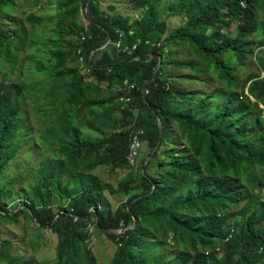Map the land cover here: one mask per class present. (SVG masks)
Instances as JSON below:
<instances>
[{"label": "trees", "instance_id": "obj_1", "mask_svg": "<svg viewBox=\"0 0 264 264\" xmlns=\"http://www.w3.org/2000/svg\"><path fill=\"white\" fill-rule=\"evenodd\" d=\"M16 1L0 0V11ZM95 4L96 0L58 2L57 27L78 39L51 41L55 48L49 57L54 62L44 82L51 119H44L41 138L54 157L42 163L29 193L17 194L22 206L6 208L14 178L0 185V216L17 221L25 214L38 227L57 233L56 253L62 264H96L87 246L90 227L115 242L111 264H139L130 250L150 238V230L170 233L182 244L179 264H264V136L260 133L264 129V78L245 79L242 100L228 94L221 103L222 91L206 96L202 90L211 78H216L221 90L236 89L234 62L244 65L250 46L246 41L262 37L264 22L257 15L264 0H180L168 10L184 13L187 22L169 33L154 1L127 0L133 11L142 12L140 19L105 15L101 5ZM83 12L84 26L80 25ZM28 21L41 25L43 20L30 14ZM234 23L236 36H225L223 30ZM19 35L18 29L0 22V52L7 57L13 49L19 52L14 43ZM161 39L187 44L195 60L172 65L190 70L194 77L187 83L200 88L189 92L172 82L173 76L164 73L168 63L163 58L152 80L157 58L148 59L152 54L164 56ZM146 40L160 46L145 45ZM107 42L90 66L91 53ZM259 47H264V38ZM80 49L85 70L80 65ZM255 60L264 75V51ZM206 74L211 78L201 80ZM125 80L136 85L129 104L120 102ZM23 90L24 84L0 83V179L16 153L11 139L22 121ZM78 114L82 117L75 122ZM157 119L164 128L161 139ZM83 126L97 137H85ZM173 126L180 131L179 140L169 142L166 133ZM136 128L144 131L143 154L138 170L130 172L127 155ZM250 135L257 136V145L245 143ZM157 144L145 168L147 178H143V163ZM101 166L130 173L115 187L94 174ZM261 169L263 177L258 180ZM106 191L126 201L113 209ZM53 194L66 200L64 206L54 204ZM135 221V227L121 235L102 231L129 227ZM10 243L9 238H0V264H16L19 259L6 251Z\"/></svg>", "mask_w": 264, "mask_h": 264}, {"label": "rangeland", "instance_id": "obj_2", "mask_svg": "<svg viewBox=\"0 0 264 264\" xmlns=\"http://www.w3.org/2000/svg\"><path fill=\"white\" fill-rule=\"evenodd\" d=\"M150 1H154L157 5L156 9L159 13V19L166 25L165 33L176 30L187 22V17L184 13L174 14L168 10L169 5H177L180 0ZM58 2L59 0H18L14 6L0 11V22L7 28H15L20 31L19 40L14 42L15 47L20 51L16 52L13 49L8 57L4 54V51L0 52V83L24 84L23 104L20 114L22 121L19 124V130L14 133L11 139V147L16 150V153L0 179V185L13 178L16 180L15 188L9 194L11 200L8 202L9 205L6 206L7 210H12L17 205L22 206V200L17 194L20 191L29 193L30 185L39 176L42 163L45 159L54 157L41 138L45 128L44 119H51L48 116L50 113V109H48L50 98L46 96V85H44V82L50 78V68L54 62L49 57V51L55 48L51 41L73 42L78 39L75 34H67L64 27L61 28V31L57 27ZM96 2V6L103 5L101 0H96ZM124 2L127 4V0H124ZM141 13V11H138V14ZM30 14L40 17L43 20L41 25L29 22L28 16ZM84 14L83 12V15L80 16V25L82 26L86 25ZM257 19L264 22V7L257 15ZM223 33L225 36L233 38L237 34V25L235 23L232 24L229 28H225ZM262 38H264V32L261 38L253 36L246 41L250 46L245 51L244 65L240 66L238 61L235 60L236 89L224 87V90H221L220 83L216 78H211L209 74L200 77L201 80L211 78L210 84H207L208 86L205 84V88H202L206 96H210L211 93L217 90L224 93L221 103L225 102L228 94L237 95L239 100H242L244 80L248 77L259 76L260 79L264 78L255 60V57L261 51H264V47H259V42ZM20 41L22 43H19ZM161 42L164 44L163 60L168 63L163 66V70L168 67V71L166 70L164 73L166 75L170 73L169 76H176L181 87L188 89L189 92L193 91L192 89H197V87L200 88L199 85H189L187 83L188 78L194 77L190 70L176 69L172 65L173 62L195 60L187 44L166 43L164 39H161ZM244 94H247L246 89ZM104 95L107 96L108 94L105 93ZM249 99L255 102L254 99ZM196 101H199V99ZM261 108L264 109V106ZM77 116L74 120L75 122L79 117H82L79 114ZM256 118L254 114V120ZM82 132L85 137H97V134L86 126L82 127ZM260 133L264 136V129ZM179 134V129L173 126L171 133H169V130L166 133L167 140L169 142L178 141ZM184 143V141L180 142V145ZM245 143L257 145L259 140L256 135H250ZM56 155L58 156L59 154L57 153ZM128 169L130 172H134L129 167ZM130 172L122 169L116 172L111 166H101L94 171V174L98 175L104 182H111L112 186L116 187ZM257 173L258 180H260L263 177L262 169L258 170ZM105 195L113 209L126 201L125 198L111 196L107 191ZM53 202L56 206H64L66 200L57 194H53ZM89 232L91 238L87 246L96 259V264H111L116 251L115 242L93 227L89 229ZM150 236L140 246L130 250V254L139 264H154L155 261L179 264V253L184 249L179 241L175 240L167 232L156 233L150 230ZM0 238L1 240L3 238L10 239L11 243L6 245V251L11 257L19 258L16 264H62L58 260L56 253L57 233L38 227L25 214H22L17 221L7 220L0 216ZM201 251L205 252L206 250Z\"/></svg>", "mask_w": 264, "mask_h": 264}, {"label": "built area", "instance_id": "obj_3", "mask_svg": "<svg viewBox=\"0 0 264 264\" xmlns=\"http://www.w3.org/2000/svg\"><path fill=\"white\" fill-rule=\"evenodd\" d=\"M240 5L242 8L244 7V3H241ZM85 40H86V36L83 34L81 41L84 42ZM144 44L155 46V47L160 46V43H154L153 41H150V40H146ZM117 46L120 47V43H117ZM135 49H136V46H133L132 50H135ZM78 55L80 57L81 68L85 70L83 67L84 59L81 56V49L78 51ZM135 89H136L135 84L129 83L127 80H125L122 86V90L125 92V94L121 96L120 102L124 104H129L131 102V98L129 94ZM143 134H144V131L142 128H136L131 134L129 153L127 155V166L133 171H137L139 167V162L141 159V151L143 149V143H142ZM261 203L264 205V188L261 193ZM231 237H232V234L227 237L226 241H229ZM208 254L209 252H207V255Z\"/></svg>", "mask_w": 264, "mask_h": 264}, {"label": "water", "instance_id": "obj_4", "mask_svg": "<svg viewBox=\"0 0 264 264\" xmlns=\"http://www.w3.org/2000/svg\"><path fill=\"white\" fill-rule=\"evenodd\" d=\"M88 5H89V4H87V7H88ZM108 45H109V42L105 43L104 45H102L101 47L97 48L95 51H93V52L91 53V55L89 56V65H90V66H92V62H93V58H94L95 54H96L98 51L105 49ZM153 58H157V64H156V66H155V68H154V70H153L152 80L155 78V75H156L158 69H159L160 66H161V59H162V57H161L160 55H154V54H152V55L149 56L148 61L152 60ZM136 60H140V58H136ZM145 93H146V91H145ZM157 128H158V133H159V139H161V138H162V134H163V130H164V128H163L162 123L160 122L159 119H157ZM158 144H159V142H158ZM158 144H157V146H155V147L153 148V150L151 151L149 157H148V158L144 161V163H143V167H142V170H141V173H142V175H143V178H147V176H146V174H145V168H146V166L148 165V163L152 160V158L154 157V155H155V153H156V151H157V148H158ZM29 210H30V209H29ZM95 213H96V212H95ZM57 218H58V215L55 217L54 220H56ZM135 225H136V221H135V223H134L133 225H131V226H129V227H122V228H119V229L102 228V231H103L104 233H108V234L121 235V234H123L126 230L134 228ZM96 226L99 227L98 222H97V215H96Z\"/></svg>", "mask_w": 264, "mask_h": 264}, {"label": "crops", "instance_id": "obj_5", "mask_svg": "<svg viewBox=\"0 0 264 264\" xmlns=\"http://www.w3.org/2000/svg\"><path fill=\"white\" fill-rule=\"evenodd\" d=\"M101 1L103 2V5L100 6L102 7L101 11L104 12L105 15H111V16L122 15L126 18H131V19H140V17L142 16L141 14H138V12L133 11L129 5L125 4L124 0H101ZM104 1H105V6H104ZM161 57L163 58V56ZM167 68L168 67H165L164 71H166ZM171 73H174V72H171ZM169 75L170 73L167 76ZM172 82L180 84V82L177 81L176 76H173ZM119 170L117 169L115 171L117 172Z\"/></svg>", "mask_w": 264, "mask_h": 264}, {"label": "bare ground", "instance_id": "obj_6", "mask_svg": "<svg viewBox=\"0 0 264 264\" xmlns=\"http://www.w3.org/2000/svg\"><path fill=\"white\" fill-rule=\"evenodd\" d=\"M186 6V5H185ZM155 11V10H154ZM58 129V128H57ZM219 161V160H218ZM252 176V175H251ZM208 190V189H207ZM253 206V205H252Z\"/></svg>", "mask_w": 264, "mask_h": 264}]
</instances>
